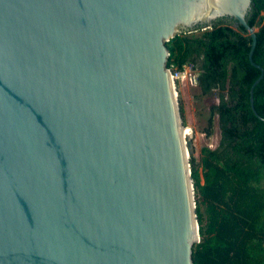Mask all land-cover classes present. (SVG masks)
Returning a JSON list of instances; mask_svg holds the SVG:
<instances>
[{"label":"water","instance_id":"obj_1","mask_svg":"<svg viewBox=\"0 0 264 264\" xmlns=\"http://www.w3.org/2000/svg\"><path fill=\"white\" fill-rule=\"evenodd\" d=\"M253 0H0V264H195L192 134L167 42Z\"/></svg>","mask_w":264,"mask_h":264},{"label":"trees","instance_id":"obj_2","mask_svg":"<svg viewBox=\"0 0 264 264\" xmlns=\"http://www.w3.org/2000/svg\"><path fill=\"white\" fill-rule=\"evenodd\" d=\"M247 18L257 29L253 59L263 67L254 88L259 116L250 89L262 72L250 62L252 37L242 25L219 18L212 28L197 27L200 34L181 32L166 43L169 66L193 62L202 94L219 91L206 135L218 114L220 143L204 147L202 174L190 158L200 232L195 264H264V0H253Z\"/></svg>","mask_w":264,"mask_h":264},{"label":"rangeland","instance_id":"obj_3","mask_svg":"<svg viewBox=\"0 0 264 264\" xmlns=\"http://www.w3.org/2000/svg\"><path fill=\"white\" fill-rule=\"evenodd\" d=\"M202 30H194L192 32L200 34ZM177 86L179 106L181 104L183 106L181 118L186 128H190L192 133L193 149L190 151V158L191 156L194 157L202 174L204 147L216 148L221 139L218 114L213 117L212 134L210 136L206 135V128L209 127L211 105L219 102V91L214 90L209 94L203 95L199 85L193 84L190 81V77L179 81ZM202 211H205L204 207H202Z\"/></svg>","mask_w":264,"mask_h":264},{"label":"built area","instance_id":"obj_4","mask_svg":"<svg viewBox=\"0 0 264 264\" xmlns=\"http://www.w3.org/2000/svg\"><path fill=\"white\" fill-rule=\"evenodd\" d=\"M169 69L171 71V76L175 83L176 89L178 87V82L186 80L188 77H190V81L193 84H198L199 69L193 62L184 64L182 68L176 64H172L169 66Z\"/></svg>","mask_w":264,"mask_h":264},{"label":"bare ground","instance_id":"obj_5","mask_svg":"<svg viewBox=\"0 0 264 264\" xmlns=\"http://www.w3.org/2000/svg\"><path fill=\"white\" fill-rule=\"evenodd\" d=\"M183 134H185L187 136V134H192L191 133V129L190 128H185V130L183 131Z\"/></svg>","mask_w":264,"mask_h":264}]
</instances>
